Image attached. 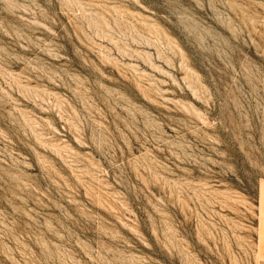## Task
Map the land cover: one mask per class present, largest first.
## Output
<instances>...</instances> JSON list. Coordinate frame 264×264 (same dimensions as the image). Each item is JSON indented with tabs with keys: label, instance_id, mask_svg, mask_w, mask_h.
I'll return each mask as SVG.
<instances>
[{
	"label": "rangeland",
	"instance_id": "374dc122",
	"mask_svg": "<svg viewBox=\"0 0 264 264\" xmlns=\"http://www.w3.org/2000/svg\"><path fill=\"white\" fill-rule=\"evenodd\" d=\"M0 264H264V0H0Z\"/></svg>",
	"mask_w": 264,
	"mask_h": 264
}]
</instances>
